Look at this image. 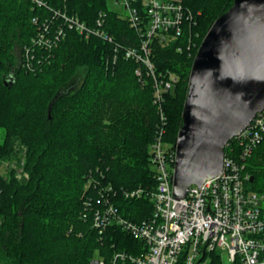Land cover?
<instances>
[{
    "label": "trees",
    "instance_id": "obj_1",
    "mask_svg": "<svg viewBox=\"0 0 264 264\" xmlns=\"http://www.w3.org/2000/svg\"><path fill=\"white\" fill-rule=\"evenodd\" d=\"M130 1L144 14L143 0ZM179 1L193 23L179 37L153 38L152 74L124 56L142 35L107 0H0V264H89L96 254L109 264L146 252L115 217H96L110 207L132 224L152 217L151 147L161 137L175 153L192 62L234 0ZM169 75L175 82L154 103L156 81ZM242 148L233 138L224 155L244 167L248 191L264 194V137L244 160ZM198 260L222 264L214 251Z\"/></svg>",
    "mask_w": 264,
    "mask_h": 264
},
{
    "label": "built area",
    "instance_id": "obj_2",
    "mask_svg": "<svg viewBox=\"0 0 264 264\" xmlns=\"http://www.w3.org/2000/svg\"><path fill=\"white\" fill-rule=\"evenodd\" d=\"M122 1L125 16L143 39L141 48L126 50L124 56L142 62L152 73L149 43L156 36L179 37L183 26L193 23V15L184 10L179 0H143L144 14L130 0ZM74 26L80 34L89 35L84 24L76 21ZM156 82L154 103H161L175 77L169 75L168 81ZM161 119L165 120L164 115ZM263 137L264 110L236 137L243 147L240 159L248 157ZM151 150L157 171V186L151 196L152 217L141 224H132L114 216L116 211L112 207L96 217V224L104 225L115 217L114 223L143 241L147 250L138 256L114 254L109 264H115L117 259L132 264H178L183 252L184 264H206L198 260L205 251L216 252L222 264H264V194L247 190L244 167L224 155L222 170L216 177L207 179L200 187L190 186L186 197L176 200L170 183L173 170L168 172L169 162H175V153L167 154L161 137ZM141 193L140 189L131 191L129 197H140ZM221 253L226 254L227 261ZM89 264L106 262L96 254Z\"/></svg>",
    "mask_w": 264,
    "mask_h": 264
},
{
    "label": "water",
    "instance_id": "obj_3",
    "mask_svg": "<svg viewBox=\"0 0 264 264\" xmlns=\"http://www.w3.org/2000/svg\"><path fill=\"white\" fill-rule=\"evenodd\" d=\"M187 81L170 177L176 200L221 172L229 141L264 110V0H234L209 26Z\"/></svg>",
    "mask_w": 264,
    "mask_h": 264
},
{
    "label": "rangeland",
    "instance_id": "obj_4",
    "mask_svg": "<svg viewBox=\"0 0 264 264\" xmlns=\"http://www.w3.org/2000/svg\"><path fill=\"white\" fill-rule=\"evenodd\" d=\"M107 7L109 10H112V11L119 13L121 16L126 15L124 8H123V1L122 0H107ZM80 80H81L80 77H76L70 85H73V87H77L78 84L80 83ZM1 140H2V131L0 130V142H1ZM3 167L5 168V165ZM11 167H13V163H11ZM14 167H16V166H14ZM2 172H3V169H2ZM220 255H221L222 259L227 261L226 254L221 253Z\"/></svg>",
    "mask_w": 264,
    "mask_h": 264
},
{
    "label": "bare ground",
    "instance_id": "obj_5",
    "mask_svg": "<svg viewBox=\"0 0 264 264\" xmlns=\"http://www.w3.org/2000/svg\"><path fill=\"white\" fill-rule=\"evenodd\" d=\"M208 258H209V257H208ZM208 258H207V259H208Z\"/></svg>",
    "mask_w": 264,
    "mask_h": 264
}]
</instances>
